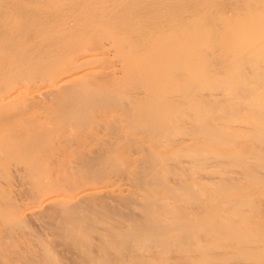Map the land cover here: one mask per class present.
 Here are the masks:
<instances>
[{"label": "bare ground", "instance_id": "bare-ground-1", "mask_svg": "<svg viewBox=\"0 0 264 264\" xmlns=\"http://www.w3.org/2000/svg\"><path fill=\"white\" fill-rule=\"evenodd\" d=\"M263 185L264 0H0L2 263L264 264Z\"/></svg>", "mask_w": 264, "mask_h": 264}, {"label": "rangeland", "instance_id": "rangeland-1", "mask_svg": "<svg viewBox=\"0 0 264 264\" xmlns=\"http://www.w3.org/2000/svg\"><path fill=\"white\" fill-rule=\"evenodd\" d=\"M225 160L227 161L228 163L227 165L229 166L233 163L231 161H228L226 158ZM238 164L239 163H235L234 167H228L227 165H225L227 166V168L225 167V169H236ZM263 191H264V185H263ZM263 202H264V193H263ZM263 228H264V221H263ZM32 238H30V236H26L23 239V243L26 247L24 250L25 257L23 258V261L20 263L19 262L14 263L13 260L9 259V254H8L7 257L8 264L9 263L10 264H88V262L89 264H91V260L93 261V264H105V263L109 264V262H113L114 259L112 255L110 258L107 255L110 252L113 253L114 249H109V246H107L108 248H105V251L103 253H100L97 252V245H95V243L93 244V246H91L92 250L89 249L90 247L88 248L90 252L89 255L84 257L75 255L73 253V250L71 249L65 252L58 251L60 244H65L69 246V240H70L69 235L65 231L53 232V234L51 233L45 238L46 243L52 248L51 254L44 253L43 250L39 248V246H36L34 244ZM92 238H94V235L92 236ZM94 239H96V236ZM116 245L117 247L120 248L124 258L127 257L130 258L131 256H141L143 253H146L148 250V249H142L139 246L136 247L130 241L120 242L117 243ZM228 250L229 253L227 254L226 258L229 259L230 261L232 260L233 262L239 261L238 259L240 258L237 257L239 250L235 249L233 252L230 248H228ZM263 251H264V246H263ZM0 264H4V263L0 261Z\"/></svg>", "mask_w": 264, "mask_h": 264}]
</instances>
